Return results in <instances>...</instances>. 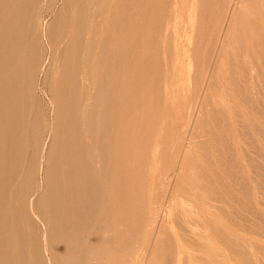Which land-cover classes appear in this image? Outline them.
Instances as JSON below:
<instances>
[{
    "label": "rangeland",
    "instance_id": "374dc122",
    "mask_svg": "<svg viewBox=\"0 0 264 264\" xmlns=\"http://www.w3.org/2000/svg\"><path fill=\"white\" fill-rule=\"evenodd\" d=\"M39 1L30 8L36 15L33 22L37 16L46 21L43 36L53 22L54 0ZM121 1L60 0L54 10L67 17L65 44L51 48L40 33L25 44L26 56L35 51L41 58L48 81L44 71H35L25 115L28 151L22 179L9 194L15 196L27 176L40 207L38 200L45 190L38 187L46 168L35 142L51 133L48 125L55 117L49 100L57 96L59 79L54 70L61 73L64 51L73 48L76 37L72 71L77 83L67 99L77 128L72 133L80 138L82 154L92 158L87 170L97 179L81 194L88 191L94 198L98 192V207L84 211L85 226L77 229L68 221L75 210L73 187L66 190V185L50 182L51 190L69 191L64 198L65 227L53 233L55 264H264V188L260 189L264 187V0H125L127 5ZM12 8L23 23L26 1L13 0ZM3 50L0 41V57L5 59ZM116 103L132 104L123 117L131 130L118 153L128 152L133 140L132 154L138 159L134 166L137 219L132 223L122 219L117 235L119 223L107 222L114 207V186L105 183L101 156L113 153ZM34 121L39 123L36 130ZM91 121L94 134L89 130ZM130 184H123L121 208L126 216L131 210ZM27 207L21 216L14 211L21 219L16 241L24 255L17 264H31L33 243L42 241L43 225ZM48 207L52 214L61 209L52 198ZM91 217H95L92 226ZM120 236L122 242L113 243ZM76 237L80 242L74 245ZM107 250H111L109 261L102 256Z\"/></svg>",
    "mask_w": 264,
    "mask_h": 264
},
{
    "label": "bare ground",
    "instance_id": "6f19581e",
    "mask_svg": "<svg viewBox=\"0 0 264 264\" xmlns=\"http://www.w3.org/2000/svg\"><path fill=\"white\" fill-rule=\"evenodd\" d=\"M19 1H23V2L26 1L27 5H28V10H25L24 14H23V18H24L23 23H20L18 10H15V8L14 9L12 8L13 0H0V41L2 43H4V49H5V50H3V51H5L4 52L5 59H2L0 57V264H17L18 262H22L24 260L23 248L19 245L18 241H16V238L18 236L17 233H18L19 228H20L19 225L21 224V219H18L14 215V211H17V214L19 216H21L25 212L26 206H28L27 208H29V210L32 212L33 216L35 215V219H37L43 225V226L41 225L43 227L42 228L41 244H39L37 241L33 243L35 247L32 249V254H31L32 258L30 259V261L32 262L31 264H43V261H46L47 264H55L54 259H55L56 255H55L54 249H53V243H54L53 233L56 230L57 231L63 230L65 227L64 220L66 218V215L64 213L65 212L64 203L66 205V201H64V198H66V194H69V193H67L69 191L65 192V189L57 190V191L51 190V189H49L50 188L49 184L52 183V184H55L57 186L66 185V190L67 189L69 190L70 188L73 187V191H71V193L74 195V203H75L74 209L75 210L73 209L74 214L71 215V218H69V219L67 218V219H68V221L70 220L71 224H74V226L80 230V227L85 226V224H82V220L84 219L83 218L84 211H86V209H88L89 207L91 209H92V207H93V209L95 207H98L97 197L99 196L98 192H94V194H93L94 198H92V196H88V191H84V193L82 195L81 194L82 189H84L86 186H94L96 184L97 179H96L95 173L93 171L87 170V167H89V165L92 164V158L87 159L82 154L80 138H78V136L77 137L74 136V134L72 133V131L75 129H74V125H72L71 119L72 120H74V119L70 115L71 104H70L69 98L67 99V97H68L69 92L75 90L76 83H77L76 82V73L74 71H72V63H74L76 60L77 48H78V44L76 42V37H75V41L73 43V48L70 50H67L66 52L64 51V56H63L64 59L63 60L65 62L64 61L63 62L65 64L62 65L63 68L61 66L58 68V70L62 69L61 73L59 72L60 70L57 71L56 68L54 70L55 75H57L59 73V75H58L59 79L57 81V83H58L57 96H56V98H52L49 100L50 101V103H49L50 108L54 112V117H55L53 123L48 125L50 130H51V133H48V134H50L49 137L47 136L48 138L42 139L40 137L35 142V147L37 148L36 151L38 152V156L40 153L39 151L40 150L42 151L39 158L43 161L44 166L46 168L45 172L43 174L44 177L42 178V181L38 187L39 189L43 188L45 190V193L38 200L40 202V207L36 203L37 202V197L35 195L36 192L33 190L32 183H31L30 179H27V176L24 178L25 179L24 183L18 188L17 192L15 193V196L10 195L11 189L15 186V183L18 180L22 179V169L24 168V163H25V158H24L25 155L24 154H26L25 152L28 151V142L26 140L27 138L26 139L24 138L25 137L24 133L26 132V122H27L25 120V115H26V109L28 108V103L31 101L32 94H33L31 84H32V80H33V76L35 74V71H37L39 69L42 72L44 71V74L46 76V80L48 79V75H47L48 71H45V69H44L45 65L44 64H42V66L40 65L39 59L41 60V58H38V56H37L38 54L36 55V52L34 51V52H32V54L30 56H28V55L26 56L25 51H24L25 44L27 45V43L29 41H31L32 39L39 37V33H40V37L42 39H45V41L48 43L49 46H51V48H54V47H52L54 45L65 44V40H63V39L65 38L64 34H66L65 33V31H66L65 21L67 20V17L64 16L65 15L64 12L62 13V12H57L56 10H54L56 3L57 2L60 3V0H58V1L54 0L50 6V12H51L52 17H53V22H52L51 27L50 28L48 27L49 30L46 31L45 34L43 32V36H42V30L44 28L42 23L45 24L46 21L44 20V22H43L41 17L37 16L38 20L36 22H33L32 19L36 15L33 12L34 8H32V10L30 8V7H32L31 6L32 4L36 3L39 0H19ZM122 1H124V3H125V0H122ZM122 1H121V3H122ZM117 2H118V0H117ZM141 2H143V1H141ZM119 4H120V2H119ZM125 4L127 5V3H125ZM126 5H123V6H126ZM128 5H129V3H128ZM63 6H64V9H66V6H68V4L66 5V2L65 3L63 2ZM117 9L119 11V8H117ZM114 10H113V13H114ZM125 13H124V15H125ZM115 17L117 18L116 15H115ZM120 17H124V16L122 15ZM42 18H44V17L42 16ZM116 18H115V20H116ZM122 19H124V18H122ZM122 19H121V21H122ZM146 19H147V17H146ZM117 20L115 23L120 22L119 20L118 21ZM137 20H138V18H137ZM70 23H72V22H70ZM124 23H125V20H124L123 24ZM120 24H118V25L120 26ZM114 26H116V25H114ZM142 27H144V26H142ZM72 30L76 36L77 25L73 26ZM115 30H118V29H115ZM118 31H120V30H118ZM122 31H124V30H122ZM131 31H133V30H131ZM120 32H119V34H120ZM115 33L118 34L117 31ZM204 34H205V32H204ZM136 36H138V35H135V37ZM115 38L117 39L118 37H116V35H115ZM123 39H122V41H123ZM126 39H127V37H126ZM97 43H98V41H97ZM103 43H104V41H103ZM60 49H61V47L59 48V50ZM116 51H117V48H116ZM116 51L113 50L114 53ZM119 54H121V53H119ZM120 56L121 55H118V57H120ZM116 59L118 60V58H116ZM101 61H102V59H101ZM104 62H105V60H104ZM22 64H27V67L25 69H22L21 68ZM58 64L56 63V66ZM112 64H113V62H112ZM115 64H117V63H115ZM139 64H140V62H139ZM46 65H48V64H46ZM108 65H111V64L108 63ZM113 68H114V66H113ZM115 68H117L116 65H115ZM135 74H137V73H135ZM115 76H118V75H114V77ZM143 79H144V77H143ZM80 80H81V78H80ZM89 80H90V78H89ZM26 81H28V87H27ZM109 83H111V82H109ZM94 86L98 87V85H94ZM79 88H80V86H79ZM163 88H164V86H163ZM103 91H105V90H103ZM111 98H113V97L111 96ZM66 99H67V101H66ZM107 100H109V99L107 98ZM66 103H67V105H66ZM130 106H132V104ZM130 106H126L124 104L119 105L117 103L114 105V109H115L114 115H115L116 121H114V132L112 134L113 138L115 139L113 153H111V150H110L109 152H103V154H101V156L103 157L102 158L103 159L102 160V164H103L102 173H103V178L105 180V183L109 182V183H112V185H111L112 187L114 186V191H113V196L115 199L114 205H113L114 207L111 208L109 211L110 214H108L109 216L107 218V222L111 223L113 221V222L119 223L117 226V229L115 231L116 232L115 235H117V233L119 231H121L122 219L126 218L131 223L137 219V215L134 211V203H135L134 199L136 198V193L134 192V188L136 185L135 182L137 181L138 177L135 174L134 166L137 164L138 159L136 158L137 155L135 156L132 154L134 141L133 140L129 141V143L127 145V146H129L128 152L123 153V154L118 153L121 146L123 145V141L128 136V132L131 130V127L129 126V124L123 120V117H126L128 114V108L130 111L132 110V107H130ZM77 111L79 112V108L77 109ZM110 112H112V111H110ZM141 119H142V117H141ZM34 120H38V119L36 118ZM92 121H93V119H92ZM92 121H91L92 125L90 126L89 130H90L91 134H94L93 124H95V123H92ZM152 123H154V122H152ZM38 124L39 123L37 121H34V130L37 129ZM71 128H73V129H71ZM122 128H124L125 130ZM103 130L105 132V129H103ZM103 130H101V132H103ZM127 130H129V131L127 132ZM75 131H77V128ZM160 134H161V131H160ZM70 136L72 137L71 144L69 143V140H68L70 138ZM65 138L67 140H64ZM87 138H88V136H87ZM201 138H204V137H201ZM106 149H105V151H106ZM95 159H96V155H95ZM208 160H209V158H208ZM150 164H151V162H150ZM170 164H171V162H170ZM189 164H190V162H189ZM202 166H203V164H202ZM200 169H201V167H200ZM172 170H173V167H172ZM156 171H158V170H156ZM253 173H255V172H253ZM144 174H146V173L144 172ZM143 177H145V176H143ZM219 179H220V175H219ZM175 180H176V178H175ZM32 181H33V179H32ZM126 182L131 183L130 184V191L128 193L130 195L129 196L130 202L127 201L130 204L131 210H130V214L128 216L124 215L125 213H124L123 209L121 208V205L125 201V200H123L125 198L124 197V195H125L124 194V192H125L124 186L125 185L123 186V184H125ZM37 183H39V182L37 181ZM206 183H208V182H206ZM225 186H227V185H225ZM199 188H201V187H199ZM263 188L264 187H262L260 189H263ZM86 189H88V188H86ZM219 192L221 193V191H219ZM102 193L105 194L104 192H102ZM103 194H100V196H102V198H104ZM221 194L223 196V193H221ZM51 198L54 201V203H57L58 205L61 206V209L59 212L56 211L53 214H52V212H50L49 207H48V203H49V200H51ZM212 199H214V198H212ZM232 199H233V197H232ZM221 202H222V199H221ZM232 202H234V201H232ZM226 204H227V202H226ZM119 206H120V208H119ZM102 209H103V207H102ZM218 211L222 212L223 210H218ZM47 212H48V216L46 215ZM69 212L71 213V211H69ZM49 213L51 215H49ZM92 213H94V212H92ZM15 217L17 218V221L20 220V221H18L19 222L18 225H17ZM50 219H51V224L49 222ZM94 221H95V217L89 218V224L88 225L92 226ZM47 222H49L50 227L48 226ZM28 228H30V227H28ZM105 231H106V229H105ZM31 233H32V231H31ZM78 235L79 234H77V237H78ZM77 237L74 240H72V242H71L72 244L76 245L80 242V239ZM117 238H118V236H117ZM121 242H122L121 236L119 237V239H117V240L114 239V241H113V243H115V244H119ZM110 251L111 250H107V252L104 255H102L105 257L106 261L107 260L109 261V259L111 258ZM93 256L95 259L98 258L97 255H93ZM92 263H93V261H92Z\"/></svg>",
    "mask_w": 264,
    "mask_h": 264
}]
</instances>
